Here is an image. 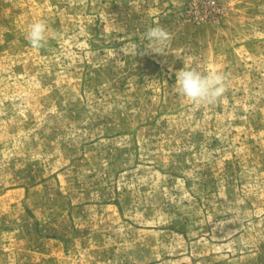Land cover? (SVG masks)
Listing matches in <instances>:
<instances>
[{
  "label": "rangeland",
  "instance_id": "374dc122",
  "mask_svg": "<svg viewBox=\"0 0 264 264\" xmlns=\"http://www.w3.org/2000/svg\"><path fill=\"white\" fill-rule=\"evenodd\" d=\"M0 264H264V0H0Z\"/></svg>",
  "mask_w": 264,
  "mask_h": 264
},
{
  "label": "clouds",
  "instance_id": "9594fccd",
  "mask_svg": "<svg viewBox=\"0 0 264 264\" xmlns=\"http://www.w3.org/2000/svg\"><path fill=\"white\" fill-rule=\"evenodd\" d=\"M48 25L39 20L28 25L25 39L34 49H41L47 44ZM148 44L145 51L162 52V46L172 39L171 34L163 27H150L145 32ZM176 88L181 97L192 105L212 104L226 92V77L218 71L201 73L196 69L183 68L175 73Z\"/></svg>",
  "mask_w": 264,
  "mask_h": 264
}]
</instances>
